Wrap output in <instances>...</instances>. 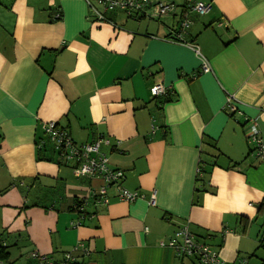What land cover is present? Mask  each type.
Segmentation results:
<instances>
[{"label":"crops","instance_id":"obj_1","mask_svg":"<svg viewBox=\"0 0 264 264\" xmlns=\"http://www.w3.org/2000/svg\"><path fill=\"white\" fill-rule=\"evenodd\" d=\"M200 1L210 11L190 12L179 36L178 15L151 18V7L97 21L84 0H0V264H39L33 251L53 261L72 251L71 264H197L159 244L185 224L222 259L264 264V163L243 132L254 118L264 141V0ZM201 57L210 71L193 77ZM229 95L240 112L225 109ZM46 121L78 144L107 137L109 166L141 197L125 202L110 186L95 203L100 178L75 177L49 141L37 148Z\"/></svg>","mask_w":264,"mask_h":264},{"label":"built area","instance_id":"obj_2","mask_svg":"<svg viewBox=\"0 0 264 264\" xmlns=\"http://www.w3.org/2000/svg\"><path fill=\"white\" fill-rule=\"evenodd\" d=\"M89 11L97 21L106 20L105 11L121 10L131 18H139L146 15L147 8H152L153 13L149 15L151 18H157L166 14L178 15V30L179 33L184 32L191 24L189 13L193 12L199 15L206 14L210 11L212 3L210 1L186 0L183 5H178L174 2H151L150 0H84ZM99 6V8L96 7ZM194 52L200 56L196 47H193ZM210 71L208 62L201 57V64L196 74L206 73ZM168 87L162 83H155L152 87L153 95L158 97L165 95ZM231 95L227 96L225 109L229 112L238 111L237 105L232 101ZM240 112V111H238ZM44 137L37 140V148L44 147L47 141L52 145L53 150L65 163H72V171L75 177L86 176L89 178L97 177L102 180V185L94 189L92 198L95 203L105 204V190L107 187L114 186L117 189V196L125 202H132L141 195L137 190H129L121 186V180L124 177V171L117 167L109 166L106 155L100 150L102 144H109L110 140L107 137L99 136L93 141L78 144L68 132L59 127L54 121H46L41 125ZM244 135L251 145L250 154L253 158L264 163V141L259 136L257 121L254 118H248L243 125ZM116 143H118L116 141ZM82 205H77V210L81 211ZM160 246H167L173 249L178 257H193L197 264H247L245 257H239L234 261H226L222 259L218 252L213 249L209 243L198 238L191 232L188 226L182 225L177 228L166 241H161ZM73 250H81L83 253H88V249L77 243ZM30 257L37 260L39 264H71L73 261L72 251L63 255L62 259L53 261L44 255L37 252H31Z\"/></svg>","mask_w":264,"mask_h":264},{"label":"trees","instance_id":"obj_3","mask_svg":"<svg viewBox=\"0 0 264 264\" xmlns=\"http://www.w3.org/2000/svg\"><path fill=\"white\" fill-rule=\"evenodd\" d=\"M60 18V14H58L55 19H59ZM166 100V99H165ZM43 148V147H42ZM41 150V148L39 149ZM250 153V152H249ZM199 172H202L201 168H199L198 170ZM78 205V204H77ZM264 210V202H262L259 206V209L258 211H262ZM245 227V224L244 226ZM257 249H262L264 251V227L262 229V233L259 237V241H258V245H257ZM9 257V253L6 251V247H3L1 244H0V261L1 262H5Z\"/></svg>","mask_w":264,"mask_h":264},{"label":"rangeland","instance_id":"obj_4","mask_svg":"<svg viewBox=\"0 0 264 264\" xmlns=\"http://www.w3.org/2000/svg\"><path fill=\"white\" fill-rule=\"evenodd\" d=\"M11 254H12V257H16L17 258V260H21L22 259V261H23V255H21V252H19L17 249H12L11 250ZM24 262V261H23ZM256 259H254V258H251L250 259V263L249 264H256ZM22 263V262H21Z\"/></svg>","mask_w":264,"mask_h":264}]
</instances>
